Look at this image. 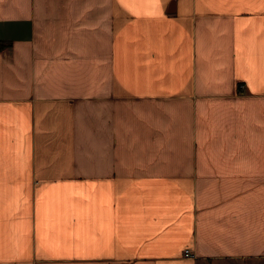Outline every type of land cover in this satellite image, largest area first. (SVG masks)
Here are the masks:
<instances>
[{"label": "crops", "instance_id": "0c3cea01", "mask_svg": "<svg viewBox=\"0 0 264 264\" xmlns=\"http://www.w3.org/2000/svg\"><path fill=\"white\" fill-rule=\"evenodd\" d=\"M0 44V264H264V0H0Z\"/></svg>", "mask_w": 264, "mask_h": 264}, {"label": "trees", "instance_id": "16d2710c", "mask_svg": "<svg viewBox=\"0 0 264 264\" xmlns=\"http://www.w3.org/2000/svg\"><path fill=\"white\" fill-rule=\"evenodd\" d=\"M5 45L4 44H0V49L3 48Z\"/></svg>", "mask_w": 264, "mask_h": 264}, {"label": "rangeland", "instance_id": "374dc122", "mask_svg": "<svg viewBox=\"0 0 264 264\" xmlns=\"http://www.w3.org/2000/svg\"><path fill=\"white\" fill-rule=\"evenodd\" d=\"M231 264H237V263L235 262V263H231Z\"/></svg>", "mask_w": 264, "mask_h": 264}, {"label": "built area", "instance_id": "2783aa9c", "mask_svg": "<svg viewBox=\"0 0 264 264\" xmlns=\"http://www.w3.org/2000/svg\"><path fill=\"white\" fill-rule=\"evenodd\" d=\"M187 254H188V252H187Z\"/></svg>", "mask_w": 264, "mask_h": 264}]
</instances>
